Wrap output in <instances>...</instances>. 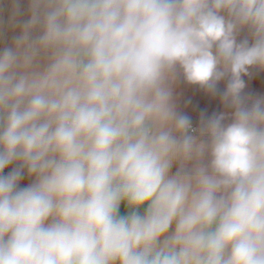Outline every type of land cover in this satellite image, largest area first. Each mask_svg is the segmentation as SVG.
I'll return each instance as SVG.
<instances>
[{"label": "clouds", "instance_id": "clouds-1", "mask_svg": "<svg viewBox=\"0 0 264 264\" xmlns=\"http://www.w3.org/2000/svg\"><path fill=\"white\" fill-rule=\"evenodd\" d=\"M255 72L264 0H0V264H264Z\"/></svg>", "mask_w": 264, "mask_h": 264}, {"label": "crops", "instance_id": "crops-1", "mask_svg": "<svg viewBox=\"0 0 264 264\" xmlns=\"http://www.w3.org/2000/svg\"><path fill=\"white\" fill-rule=\"evenodd\" d=\"M246 81V92H251L257 96H264V72H255L252 77H244ZM226 86V81H221L219 87L223 89ZM179 93V107L186 114L190 115L194 126L198 124L199 114L201 110L211 115L213 112L222 111V106L219 103V98H212L206 95L197 86H188L180 84L177 89ZM190 101V103H187ZM11 167L5 171H10ZM27 179L21 182V186H26L29 183ZM122 207V205H121ZM121 212V209H120Z\"/></svg>", "mask_w": 264, "mask_h": 264}, {"label": "trees", "instance_id": "trees-1", "mask_svg": "<svg viewBox=\"0 0 264 264\" xmlns=\"http://www.w3.org/2000/svg\"><path fill=\"white\" fill-rule=\"evenodd\" d=\"M127 211V209L125 208V206L122 204V207H121V214H125Z\"/></svg>", "mask_w": 264, "mask_h": 264}]
</instances>
